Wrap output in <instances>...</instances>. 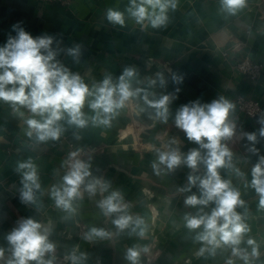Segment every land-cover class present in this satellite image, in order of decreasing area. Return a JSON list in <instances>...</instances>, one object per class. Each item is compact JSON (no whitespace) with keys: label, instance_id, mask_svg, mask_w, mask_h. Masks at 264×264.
<instances>
[{"label":"crops","instance_id":"1","mask_svg":"<svg viewBox=\"0 0 264 264\" xmlns=\"http://www.w3.org/2000/svg\"><path fill=\"white\" fill-rule=\"evenodd\" d=\"M128 4L129 0H67L63 4L0 0V46L9 35L15 36L12 26L19 24L34 38L44 34L56 37V60L78 73L89 86L106 75L115 81L124 68L133 67L137 72L133 87L154 93L156 99L169 94L174 97L167 123L156 119L155 110L142 99H135L107 126L89 122L87 127L78 129L61 121L63 134L59 140L47 142H37L26 135L24 120L32 115L27 109L21 108L18 113L0 101V248L8 249L6 237L17 227V221L31 217L50 229V240L57 246L56 264H70L66 257L73 249L86 254L84 264H130L125 255L133 246L148 249L147 253L141 251L139 264H226L229 258L235 264H243L231 256L230 250H217L215 256L198 254L201 244L194 240L195 232L184 227L182 219L187 212L195 213L196 209L186 207L184 200L193 193L198 195V189L179 191L188 185L192 170L181 164L173 172L157 175L152 163L157 160V150H165L163 146L173 138L177 141L173 146L185 155L199 147L175 126V113L181 105L195 99L210 103L221 96L235 105L236 97L242 95L258 100L264 107V72L253 79L234 68V61L245 55L264 67V0H246V5L234 15L223 9L221 0H177L176 8L167 13V24L160 28H142L127 15L123 27L106 19L107 9L123 11ZM77 45L80 55L74 59L67 50ZM158 73L165 78L163 86ZM172 73L183 76V83L174 84ZM152 80L157 83L151 85ZM84 111L89 117L93 115L87 104ZM230 119L236 133L224 143L233 153V165L244 177L229 168L219 172L239 189L246 203V223L250 228L247 236L260 245L261 255L255 264H264V209L259 206L255 190L246 186L251 182L252 168L264 156V138L259 136V119L240 113L236 107ZM251 132L257 133V154L248 151L250 144L243 136ZM72 143L88 147L92 175L110 187L95 196H89L82 188V199L74 201L76 214L66 219L67 214L56 207L50 193L54 185L63 182L64 162ZM28 159L36 164L41 184L33 205L21 204L19 200L22 177L16 168ZM205 171L201 164L196 174L203 175ZM112 191L121 192L130 214L144 219V237L130 236L127 230L117 235L112 224L114 216H105L97 207V202ZM92 227L104 228L112 235L106 239H83V233ZM9 255L6 251L4 259Z\"/></svg>","mask_w":264,"mask_h":264},{"label":"clouds","instance_id":"2","mask_svg":"<svg viewBox=\"0 0 264 264\" xmlns=\"http://www.w3.org/2000/svg\"><path fill=\"white\" fill-rule=\"evenodd\" d=\"M221 4L226 12L234 15L246 5V0H221ZM176 6L177 0H129L123 11L107 9L106 19L113 25L123 27L127 15V18L133 19L142 28H160L168 22L169 9L174 10ZM12 30L15 36L9 35L7 42L0 46V101L8 103L15 112L19 113L21 108H25L32 114L24 120L29 138L34 137L37 142L59 140L65 131L61 121L78 129L87 127L89 122L93 126H107L121 109L135 99H142L155 110L156 119L167 123L169 106L174 97L169 94L156 99L154 93L133 87L132 81L137 76L135 68H124L115 81L111 75H106L102 81L89 86L78 73L71 72L56 60L58 52L53 48L54 42L58 43L56 37L44 34L34 38L19 24L13 25ZM67 51L74 59H78L80 46ZM158 80L161 86L165 85L163 73H158ZM172 81L181 84L183 76L172 73ZM156 83V80L150 81L151 85ZM150 95L153 99H149ZM86 104L93 112L91 117L84 111ZM234 110L235 105L223 96L210 103H201L200 99H195L181 105L175 113V126L199 147L185 155L173 146L177 143L173 138L163 146L165 150H157V160L152 163V168L157 175L173 172L181 164L192 170L188 176V185L179 191L191 192L193 187L198 189V195L193 193L184 200L186 207L196 209L195 213L187 212L182 219L184 227L195 232L194 240L201 244L199 255L207 253L215 256L217 250H230L231 256L243 261V264H255L261 255L260 245L254 238L247 236L250 228L246 223V203L241 199L239 189L232 185L231 180L223 179L219 172L221 168H229L238 177H244V173L233 165V153L224 143L236 133L235 124L230 119ZM258 123L259 136L264 138V115ZM243 136L250 144L248 151L257 154V133H243ZM201 150L206 151L202 154ZM64 164L67 173L62 178L63 182L54 185L50 195L56 207L67 214V219L76 214L74 201L82 199L83 192L95 196L98 191L107 192L110 185L102 178L94 177L90 164L79 159L78 153H70ZM201 164L206 169L203 175L196 174ZM16 171L22 177L20 203L36 204V194L41 189L36 164L31 159L19 162ZM251 176V182L246 186L255 190L259 196V206L264 209V156L252 168ZM210 205H213L210 211L206 210ZM97 207L105 216H114L112 224L117 235L127 230L130 236H145L147 225L144 219L129 213L130 206L120 191H112L100 199ZM238 208L245 211L239 212ZM50 235V229L34 218L18 220L17 227L6 237L8 249L0 248V262L56 264L57 246L50 240ZM111 235L104 228L92 227L83 233L82 238L106 239ZM242 244L246 246L241 247ZM6 251L10 255L5 260ZM141 251L147 253L148 249L130 247L125 259L130 264H139ZM66 259L70 264H84L87 256L73 249ZM226 264H235V261L229 258Z\"/></svg>","mask_w":264,"mask_h":264},{"label":"built area","instance_id":"3","mask_svg":"<svg viewBox=\"0 0 264 264\" xmlns=\"http://www.w3.org/2000/svg\"><path fill=\"white\" fill-rule=\"evenodd\" d=\"M40 2L65 3L67 0H38ZM227 55V53H226ZM234 68L239 73H242L249 78L257 79L262 76L264 67L261 63L255 62L250 56L245 55L242 59L234 61ZM235 107L240 113H245L253 119H260L264 115V107L258 100L248 99L245 96L239 95L235 99ZM30 113V112H29ZM78 153V158L89 162V151L85 144H71L70 153ZM68 159V158H67ZM67 173V167L65 174ZM83 188V187H82ZM82 190V189H81Z\"/></svg>","mask_w":264,"mask_h":264}]
</instances>
